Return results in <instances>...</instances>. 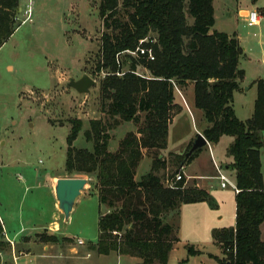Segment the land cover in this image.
I'll list each match as a JSON object with an SVG mask.
<instances>
[{
  "label": "trees",
  "instance_id": "trees-1",
  "mask_svg": "<svg viewBox=\"0 0 264 264\" xmlns=\"http://www.w3.org/2000/svg\"><path fill=\"white\" fill-rule=\"evenodd\" d=\"M258 0H253L257 2ZM214 0H101L103 33L97 70L107 72L101 81V111L109 117L94 119L84 132L93 149H77L75 141L83 130L82 120L71 121L67 138L65 172L94 174L100 204L99 239L90 246L98 255L117 253L141 260L140 264H168L179 242L180 210L185 204L206 202L211 209L218 203L206 190L187 186L186 178L176 181L199 154L184 162L178 171L163 180L168 149L169 127L181 112L176 104L178 88L194 84L195 107L204 113L208 127L206 140L218 144L224 136L234 138L228 149L235 174L236 226L217 230L213 237L221 246L220 264H264V80H258L254 112L246 121L234 109L235 93L242 90L246 73L241 68L244 50L235 34L213 30ZM20 0H0V49L12 37ZM151 48L154 61L142 54ZM135 53L130 56L127 53ZM132 61L124 71L122 55ZM142 67L149 76H141ZM144 126L128 132L115 152L109 150L114 126L122 122ZM144 150L157 153L150 171L140 180L137 169ZM171 156L173 154H170ZM44 243H56V235H41ZM0 221V250L10 249ZM236 249V253L233 252ZM230 250V252H228ZM189 255L199 253L188 247ZM2 260L0 258V264Z\"/></svg>",
  "mask_w": 264,
  "mask_h": 264
},
{
  "label": "rangeland",
  "instance_id": "rangeland-1",
  "mask_svg": "<svg viewBox=\"0 0 264 264\" xmlns=\"http://www.w3.org/2000/svg\"><path fill=\"white\" fill-rule=\"evenodd\" d=\"M100 3L101 0H20L17 19L20 26L0 49V216L2 215L9 229L22 226L27 230L38 231L51 222L55 209L51 191L47 187V176L86 178L89 180L86 188L97 192V178L94 174L69 175L65 172V164L71 121H83V130L74 146L77 149L92 150L93 143L88 142L84 136V132L90 127V121L100 118L109 120L108 115L101 111L100 84L107 72L97 70L102 35L107 32L100 17ZM258 3L264 6V0ZM213 5L217 19L216 29L230 34L237 32L244 50L241 68L246 76L242 90L235 93L234 97L236 115L244 121L249 119L254 111L257 98L255 83L259 79L264 80V22L261 27L250 28L238 17V8L252 9L253 0H214ZM127 54L136 56L130 52ZM126 56L122 55L124 71H128L132 64ZM138 74L150 75L142 67L138 69ZM84 75L97 82L88 94H80L74 88L68 87L71 80L78 81ZM179 89L184 95L183 88ZM177 93L179 94L178 90ZM178 96L182 102L181 95ZM185 99L191 109V115L187 111L180 114L171 126L168 137L172 148L182 147V154L187 151L184 143L189 141V138L194 140L196 134L202 131L203 125L207 124L204 113L195 107L194 92L188 91ZM144 122L142 118L139 123L121 121L114 126L110 131L113 138L109 150L115 152L126 134L138 132ZM233 141V137L224 136L217 144V149L212 148L214 160L211 159L210 147H205L199 151L194 163L186 165L185 173L214 175L215 161L222 163L225 160L224 154H228ZM143 152V161L137 169V180L150 171L151 161L157 155L153 151ZM165 154L169 166L161 170L160 175L163 180L169 179L172 182L179 169L178 159L167 152ZM262 159L264 165V150ZM226 174L233 183V173L228 171ZM219 182L212 179L201 181L209 188L213 184L218 189L214 191H217L224 201V220L231 221L234 211V187L229 186L224 190L220 188ZM99 216L97 193L81 196L76 202L67 230L75 235L79 234L86 242L83 247L77 245L80 257L89 252L91 242L98 241ZM204 221H209V217L185 212L179 224L191 227L190 236L181 234L179 229V242L175 244L168 264H216L209 255H220L221 251L219 246L213 243L212 237L203 231ZM193 223H198L199 227L196 229L200 230H195ZM33 224H36V227H33ZM46 232L33 236L32 239L38 242L37 245L25 247L24 243H21L20 248L29 251L28 264L84 263L81 261L83 259H76L69 253L51 255L44 251V246L39 243L40 236ZM190 246L200 252L189 255ZM10 249L11 251L9 248L0 250L1 264H15L13 247ZM90 252L92 257L99 256L94 251ZM128 260L119 263L113 254L104 257L102 264H137ZM95 262L97 259L92 258V263Z\"/></svg>",
  "mask_w": 264,
  "mask_h": 264
},
{
  "label": "crops",
  "instance_id": "crops-1",
  "mask_svg": "<svg viewBox=\"0 0 264 264\" xmlns=\"http://www.w3.org/2000/svg\"><path fill=\"white\" fill-rule=\"evenodd\" d=\"M259 1H257V3L254 2V7L252 9H242V8L239 7L238 8V13H237L238 17L242 18L243 21L246 22L247 15H248V13L251 10L264 9V6L258 5ZM214 10H215V7H214ZM215 20H216V23H215V27L213 28V30L219 31L218 29H216V24H217L216 12H215ZM262 24L260 26H258V27H261ZM228 34H230V33H228ZM234 34L237 36V38L239 40V43L241 45V39H240L238 33L234 31ZM177 90L179 92L178 95H181V97H182V102L179 100V96L176 97V101L175 102H176L177 105H179L181 107V112L176 117H174L172 123L170 124L169 135H170L171 126L174 124V122L177 121V118H178V116L180 114H182V113L184 114V112L187 111L189 113V115H191V111H190L191 109H190V107L188 105V102L185 99V94L188 91H190V90L194 92V84L190 83V84H188V86L183 88L184 95H183V93L181 92V90L179 88ZM252 115H253V113L251 114V116ZM244 121H246V120H244ZM207 127H208V124L203 125L202 131H199V132L201 134H203V131ZM192 142H193L192 138L191 139L189 138V141L184 143V146L185 145L187 146L186 149L192 144ZM206 147H208V148L210 147V149H211L210 150L211 159L213 158V160H214V156L215 155H214V151L212 150V148H216L217 149V144H211V143L208 142V146H206ZM180 148H182V147H180ZM180 148L179 147L172 148L170 146V144H169L168 145V149L166 151H163V154L160 155V158L167 157L165 152H167V154H169V155L173 154L174 156H172V157L178 158L177 156H182L183 155L182 154L183 149H180ZM228 155L229 154H226V153L224 154L225 160H223L222 163H218V162L215 161V174L214 175H209V176H204V175H199V174L198 175H191V174L187 175L185 173V170L187 169V167L185 166L184 169H183V174H184V177L186 178L187 186H194L196 188H200V189L206 190L209 194H211L215 198V200L218 203V208L217 209H211V207L206 202H202V203H194V204H185V205H183L181 207V210H180V212H181L180 213V221L184 217L185 212H187V214L192 212L193 215L204 214V215L209 217V221H204L202 223V226L205 227L203 231L207 232V234H209L210 237H212L213 243L218 245L219 248H220V251H221L220 255H213V254L209 255L210 259L215 261L216 264H220L219 259H223L224 255H222L223 252H222L221 246L217 243V241L213 237V232L217 231V230L235 228V226H236V212H237V210H236V195H237L238 192L235 189L236 188L235 174H234V171L231 169V165L233 163V159H232V157H230ZM262 160L263 159H262V154H261L262 172H263V176H264V169H263L264 165H263V161ZM167 161H168V159H167ZM195 161L196 160L194 159V161L191 162V164L194 163ZM151 164H152V161H151ZM167 166H169V165H167ZM219 169L226 176H227L226 172H228V171L233 173L232 176H234V182L232 183L231 180L229 179L231 185H228L226 188H223L221 186V181L218 178ZM39 176H41V175L39 174ZM61 178H67V177H65L63 175H53V176H47L46 177V182H48V186L47 187H49V189L51 191V195H52L53 201H54V209H55V212L53 214V219L51 220V222L48 224L47 227H41V229L38 230V231H37V229H34L33 231H31L29 229L27 230V228H24L22 226H20L19 228H15V229L14 228H10L9 229V227L7 226V223L4 220V218L2 217V215L0 216V221H1L3 229H4L5 240L10 243V246L13 247L12 252H13V256H14L13 259L15 260V264H19V262H22V264H28L27 260H28V256H29V253H28L29 251L26 250V249H23V248L21 249L20 248L21 243L22 244L24 243L25 247L30 246V245H37L38 242L36 240L32 239L33 236L41 234L42 232H45V231H47L46 234L48 236H52V235L58 236L59 240L56 243H53V242L44 243V242L41 241L39 244L44 246V251H46L47 253H49L51 255H53V253H59V254L69 253L70 255H73V257L75 256L76 259L80 257L79 256L80 250L77 247V245L83 247V246H85L86 242L82 239V237H80L79 234L75 235L74 233L68 232L67 226H68V223L70 222V218H69V220H66L65 217H64V214L58 208V200H57V196H56V188H55V186H56L57 180H59ZM205 179L206 180H211L212 179V180L220 181L219 182L220 183V188L224 189V190L227 189L229 186L234 187V193L232 195V198H234L233 199L234 200V204H233L234 211H233V214L231 216V221H225L224 220L225 219V215L222 212V204H223L224 201H222L223 199H221V197L218 195L217 191H214V190H218V189H216L213 186V184L210 185V188L208 187V185H203L201 183V181L205 180ZM89 193L96 194L97 192L96 191H91L89 188H86L81 196L88 195ZM78 200H77V202H78ZM65 222H66V224H65ZM32 226L36 227V224H33ZM193 226H194L195 230H200V229H196L197 227H199L198 223L197 224L193 223ZM179 228L181 230L180 231L181 234L186 233L188 236H190L189 233L191 231V227H189L188 225L185 224V225L179 226ZM261 238H262V241L264 242V223L261 225ZM96 243H94V242L92 243L91 242L90 246L92 244H96ZM16 247H17V249H16ZM174 248H175V246H174ZM174 248H173V250H174ZM196 250H198L200 252L199 249H196ZM9 251H11V249H9ZM113 254L116 255L119 263L120 262L123 263L125 260H128V259L130 261H132V262H136L137 264L141 263V260L139 258L132 257V256H123V255H119V254H117L115 252L110 253L109 255H99L98 257H92L90 249H89V252L86 253V255L82 254L80 259H83V260H81V261H84L83 264H102V261H103L104 257H109V256H111ZM42 256L43 257H48V258L51 257L49 255H42ZM92 258H96L97 262L92 263ZM73 261H75V260H73ZM64 264H66V263H64ZM69 264H76V263H72L71 262Z\"/></svg>",
  "mask_w": 264,
  "mask_h": 264
},
{
  "label": "water",
  "instance_id": "water-1",
  "mask_svg": "<svg viewBox=\"0 0 264 264\" xmlns=\"http://www.w3.org/2000/svg\"><path fill=\"white\" fill-rule=\"evenodd\" d=\"M97 85V82L90 76L84 75L78 81L71 80L68 83L69 88H74L80 94H88L90 89ZM208 146V141L200 132L196 134L191 149L187 152L184 162L192 157L196 152L201 151ZM89 180L86 178H61L57 181L56 196L58 208L64 214L66 220H69L77 200L80 198Z\"/></svg>",
  "mask_w": 264,
  "mask_h": 264
},
{
  "label": "built area",
  "instance_id": "built-area-1",
  "mask_svg": "<svg viewBox=\"0 0 264 264\" xmlns=\"http://www.w3.org/2000/svg\"><path fill=\"white\" fill-rule=\"evenodd\" d=\"M263 22H264V9H260V10L254 9L248 13L247 18H246V23H247L248 27H250V28L258 27ZM141 53L147 55L149 60H151V61L155 60V57L153 55V51L151 48L142 49ZM133 54H135V53H133ZM183 169L184 168H182V172L177 174L176 181H181L183 179V176H184ZM218 178L221 181V186L223 188H226L228 185H231L229 178L222 171H220V169H219ZM236 191L238 192L237 189H236ZM228 252H230V250H228ZM233 252L236 253V249H233Z\"/></svg>",
  "mask_w": 264,
  "mask_h": 264
}]
</instances>
